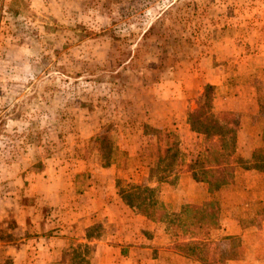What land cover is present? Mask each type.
Wrapping results in <instances>:
<instances>
[{"label":"rangeland","instance_id":"obj_1","mask_svg":"<svg viewBox=\"0 0 264 264\" xmlns=\"http://www.w3.org/2000/svg\"><path fill=\"white\" fill-rule=\"evenodd\" d=\"M222 71L230 78L219 93ZM204 85L211 111L221 96L234 101L228 158L243 164L247 148L262 149L264 118L241 114L264 100V0H0V264H15L32 221L63 215L48 194L67 184L70 196L89 182L113 185L123 220L168 249L184 235L210 240L175 217V169L209 142L186 123ZM151 130L171 132L178 153L156 161ZM215 253L209 264H224Z\"/></svg>","mask_w":264,"mask_h":264},{"label":"crops","instance_id":"obj_2","mask_svg":"<svg viewBox=\"0 0 264 264\" xmlns=\"http://www.w3.org/2000/svg\"><path fill=\"white\" fill-rule=\"evenodd\" d=\"M229 78L222 71L221 81L210 84L221 93L227 90ZM241 78L249 84L250 77L243 75ZM220 98L223 106L219 112L236 114L230 110L229 105L234 103L232 98L228 95ZM249 106L252 110V105ZM241 116L250 120L257 118L258 104L255 112L249 111ZM247 149L243 164H249L255 151L253 148ZM148 170L147 167L145 177ZM236 173L232 184L212 194L207 193L205 186L193 182L187 172L176 173L181 175L178 184L181 182L183 185L181 190L179 188L180 203L199 205L207 200L219 202L218 227L209 231L211 246H215L216 251L219 249V254L215 253V262L218 255H224V264H264V173L252 169H240V175ZM113 188V185L89 182L87 191L81 194L80 190L75 191L74 196L68 194L71 189L68 184L61 192H50V205L56 210L63 209V215L50 214L51 218L43 220L42 217L32 221L28 237H22L18 244V253L13 259L15 264H157L160 261L166 264H197L166 248L163 237L152 234L144 238L140 233L143 228L139 229L136 223L123 220L122 204ZM224 190L229 194L225 200L214 197H222ZM139 218L147 226L155 225L143 214H139ZM98 224L102 226L94 232L93 227ZM156 225L163 229L165 227L158 223ZM83 249L85 255L81 254L82 259L78 252ZM209 262H213L211 257Z\"/></svg>","mask_w":264,"mask_h":264},{"label":"trees","instance_id":"obj_3","mask_svg":"<svg viewBox=\"0 0 264 264\" xmlns=\"http://www.w3.org/2000/svg\"><path fill=\"white\" fill-rule=\"evenodd\" d=\"M212 88L210 85H204L203 94L197 101L196 108L186 116L189 131L202 136L209 142L200 147L193 161L187 163L180 161L175 169L176 173L187 172L190 179L205 186L209 194L216 193L223 187L232 184L237 169H252L264 173V131L260 134L262 149L252 152L249 164L229 162L228 156L231 148L228 145L235 139L237 124L230 112L211 111L209 92ZM258 114L264 118V100L258 104ZM149 134L155 137L156 152L159 153L155 158L156 161L164 159L174 149L173 134L171 132L161 134L159 130H151ZM99 142H104V137L99 136ZM174 152L178 153L177 150H173L171 153L174 154ZM126 204L130 205L128 202ZM177 213V215L175 214L176 221L177 223L180 221V226L188 229L186 231L205 232L218 227L220 205L218 201L214 200H207L199 205L182 204ZM162 215L164 216V214ZM181 217L183 218L180 219ZM184 236L183 240L173 244V250L197 264H209L211 241L199 240L192 235Z\"/></svg>","mask_w":264,"mask_h":264}]
</instances>
